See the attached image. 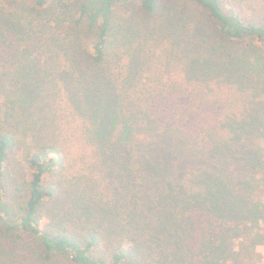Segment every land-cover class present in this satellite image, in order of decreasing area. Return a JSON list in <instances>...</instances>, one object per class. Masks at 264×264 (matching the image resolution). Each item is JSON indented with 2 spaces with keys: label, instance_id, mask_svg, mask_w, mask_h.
<instances>
[{
  "label": "trees",
  "instance_id": "1",
  "mask_svg": "<svg viewBox=\"0 0 264 264\" xmlns=\"http://www.w3.org/2000/svg\"><path fill=\"white\" fill-rule=\"evenodd\" d=\"M257 85L264 22L226 0H3L0 264H245Z\"/></svg>",
  "mask_w": 264,
  "mask_h": 264
},
{
  "label": "rangeland",
  "instance_id": "2",
  "mask_svg": "<svg viewBox=\"0 0 264 264\" xmlns=\"http://www.w3.org/2000/svg\"><path fill=\"white\" fill-rule=\"evenodd\" d=\"M0 3H3V0H0ZM226 3L228 6L230 5L239 9L241 14L249 18V20L264 22V0H226ZM244 91L250 96H252L253 93L255 95V97L251 99V102L254 101L253 106L257 107L259 110V112L256 114L259 123L257 129H255L252 133H243L242 140L247 141L249 138L252 139L254 143L253 146H255V148H257L264 154V88L260 85H257L254 90L245 88ZM244 99L246 100V98ZM251 102L246 103L248 105L251 104ZM78 122L79 121H69L65 124V126H60L59 128V130H61L62 137L67 140V142H65V145L71 159V163L73 164L70 174L74 176L77 174H81L80 170L81 172L85 173L86 168L92 163L93 159L92 147L86 143L85 139L81 141V137L79 139L76 136L77 134H80ZM246 155H249V153H245V156ZM81 156H83L84 158H82ZM17 159L18 157L16 158V160L11 159L12 163H15ZM13 170L14 169L11 168L6 171L5 182H12L15 179L16 175ZM256 178L258 179V181L256 184L255 193L252 194V198L255 200L256 204L259 205L261 203H264V169H258V172L255 174V179ZM105 182H108V178L102 176L101 183L105 184ZM9 185L11 186V183H9ZM64 202L65 205L63 209H60L61 211L66 210L67 202ZM1 214H3V212H1ZM43 218L44 219L42 220L41 226H43V224L47 221V218L45 216ZM257 227L258 230L262 232L261 234H263V236L261 237L262 242L255 245L254 249L252 250L253 255H251L250 259L247 260L245 264H264V222L261 219H259Z\"/></svg>",
  "mask_w": 264,
  "mask_h": 264
}]
</instances>
